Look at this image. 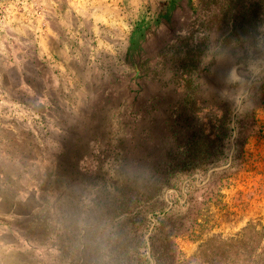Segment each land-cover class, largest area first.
Returning <instances> with one entry per match:
<instances>
[{"label":"rangeland","instance_id":"obj_1","mask_svg":"<svg viewBox=\"0 0 264 264\" xmlns=\"http://www.w3.org/2000/svg\"><path fill=\"white\" fill-rule=\"evenodd\" d=\"M138 1L139 19H93L97 73L82 70L73 143L50 169L44 123L5 86L46 28L23 19L41 0H0V175L43 188L18 250L30 264H264V0Z\"/></svg>","mask_w":264,"mask_h":264},{"label":"crops","instance_id":"obj_2","mask_svg":"<svg viewBox=\"0 0 264 264\" xmlns=\"http://www.w3.org/2000/svg\"><path fill=\"white\" fill-rule=\"evenodd\" d=\"M39 12L36 18L32 12L23 19H44L46 28L36 34V41H27L25 47L15 50V61L7 66L14 78L9 76L5 86L20 93L36 110L35 118L44 123L47 138L42 144L49 154L41 162L45 168L55 169L65 160L66 144L73 143L72 120L80 117L74 105L87 96L80 83L82 70L96 72L93 19H139V1L41 0ZM87 29L90 32H84ZM39 130L33 134L40 135ZM29 150L39 149L31 143ZM16 181L13 176L0 175V264H30L18 249L26 245L24 223L34 215L43 188L39 182L26 187Z\"/></svg>","mask_w":264,"mask_h":264}]
</instances>
